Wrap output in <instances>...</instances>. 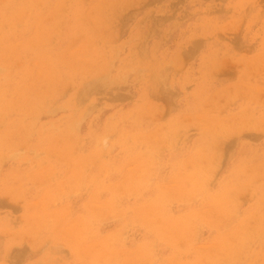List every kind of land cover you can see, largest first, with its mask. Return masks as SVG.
Masks as SVG:
<instances>
[{"label": "rangeland", "instance_id": "obj_1", "mask_svg": "<svg viewBox=\"0 0 264 264\" xmlns=\"http://www.w3.org/2000/svg\"><path fill=\"white\" fill-rule=\"evenodd\" d=\"M0 264H264V0H0Z\"/></svg>", "mask_w": 264, "mask_h": 264}]
</instances>
